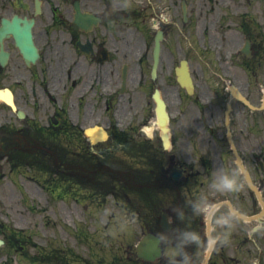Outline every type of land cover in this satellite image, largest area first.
Instances as JSON below:
<instances>
[{
    "label": "flooded vegetation",
    "instance_id": "flooded-vegetation-1",
    "mask_svg": "<svg viewBox=\"0 0 264 264\" xmlns=\"http://www.w3.org/2000/svg\"><path fill=\"white\" fill-rule=\"evenodd\" d=\"M240 8L230 39H248L249 56L236 58L235 87L251 108L231 100L227 126L228 86L193 109L202 94L193 99L176 81L182 61L192 77L195 50L177 1L0 0V187L20 178L24 192L14 187L13 196L73 200L0 203V264H264V28ZM157 33L152 80L148 42ZM28 41L33 60L22 52ZM155 86L174 118L168 149L133 135L143 132V99ZM96 126L107 139L92 144L86 133ZM131 147L141 159L134 196L113 155ZM131 234L143 236V260L134 246L119 247Z\"/></svg>",
    "mask_w": 264,
    "mask_h": 264
},
{
    "label": "rangeland",
    "instance_id": "rangeland-1",
    "mask_svg": "<svg viewBox=\"0 0 264 264\" xmlns=\"http://www.w3.org/2000/svg\"><path fill=\"white\" fill-rule=\"evenodd\" d=\"M167 1L168 0H163L164 3H166ZM174 1H177L178 9H176V11H179L180 17L181 11L179 5L181 0ZM259 1L261 2L260 4L258 3ZM186 2L187 9L190 13V19L193 22L191 32L194 34L193 39L195 43V50H191L190 55L187 56L192 64L191 74L194 84L196 86L194 96L199 97V95L202 94V100L197 98L194 99V96H192L194 99V105H191V107L193 109H197L198 105H201V101H206L209 96H213V90L215 88H223L224 86L228 85H236V82L238 85L241 84V78L243 77H238V71L235 68V64L237 61L236 58L240 56H238V54L233 53L235 52L237 45L240 44L241 41L234 39V42H231L233 39H230V37H235V30H233V25H235L236 20L235 16L230 11H234V7L239 4L242 7L241 11L243 13H249L250 15H254L257 19L260 20V22L262 23V27L264 28V0H186ZM258 6L263 9L261 18H259V14L257 13ZM225 29L228 30L227 37L219 44V42L216 41L217 39H215L216 35L217 33H223V30ZM202 30H206L207 32H209V36L207 35V33L201 35ZM230 30H232L231 36H229ZM217 38L218 40L220 39L219 36H217ZM148 44L151 47L150 49H152L153 43L149 41ZM138 47L139 45L135 46L131 55H134L137 52ZM179 50H185L186 52H188V50L186 49V45L184 44H181V46H179ZM229 52H231L230 56ZM181 58L182 57L180 53L178 59ZM150 63L151 62H149V65ZM221 70L225 72V75L223 74V72L221 73ZM166 71L167 67L165 68V74ZM158 75L161 74L158 73ZM235 75H237V81L235 80ZM157 87L158 86H155V88ZM152 90L153 89H151L149 94L145 96L146 98L143 99L144 119L143 126L140 127L143 128V132L138 131L137 134H133L134 136H138V139H140L142 135L143 137H149L151 139L157 140L159 136V131L155 124L156 119L153 115V101L150 97ZM166 101L168 103L169 99H166ZM202 106L207 107L208 103L206 102L202 104ZM224 106L225 105L223 104L222 109H224ZM233 108L235 109V103H233ZM131 117H133L134 122L135 115H132ZM173 119L174 118H172V120ZM137 153L138 150L132 148L125 153L114 152L113 155L119 157V167H121L122 169H132L133 167L137 168L140 165L141 159L137 155ZM136 171H139L138 168L136 169ZM123 177V180L127 178V181H129L128 185L133 187L134 183L131 179V176L127 175ZM22 183V180H18V186H21ZM28 195V199L26 195H20L19 193H16L13 196L12 192L9 191V187L6 184L3 183L0 187V203H40V205H42V203L45 201V196L43 194H41L42 199L40 200H34L32 199V196H30V194ZM46 201L51 200L47 197ZM56 206L61 207V203L56 204ZM44 214V212L39 213V215L42 216H44ZM51 219L52 221L55 220V216L52 213H50V220ZM129 226L131 227L128 228V230L132 231V225ZM137 239L138 237H134L131 240L127 239L125 242L119 244V247L125 248V245L127 243L132 245V243H135ZM107 259L108 258H105V260ZM100 260H102V258H100ZM125 262L126 260L120 261L119 259H116L115 264H127Z\"/></svg>",
    "mask_w": 264,
    "mask_h": 264
},
{
    "label": "water",
    "instance_id": "water-1",
    "mask_svg": "<svg viewBox=\"0 0 264 264\" xmlns=\"http://www.w3.org/2000/svg\"><path fill=\"white\" fill-rule=\"evenodd\" d=\"M181 83L188 90H190V85H189V79L188 78H183V80L181 81ZM154 100H155V103H156V107H155L156 114H157V117H158V119L160 121V125L162 127V131L164 133V139H166V134H165L166 133V128H165V124L167 122V116H166V113H165L163 101L159 98L157 92L154 95ZM138 249H139V251L141 250V246L140 245H139Z\"/></svg>",
    "mask_w": 264,
    "mask_h": 264
},
{
    "label": "bare ground",
    "instance_id": "bare-ground-1",
    "mask_svg": "<svg viewBox=\"0 0 264 264\" xmlns=\"http://www.w3.org/2000/svg\"><path fill=\"white\" fill-rule=\"evenodd\" d=\"M96 135H98V132L95 133ZM103 135L101 133H99V137H102Z\"/></svg>",
    "mask_w": 264,
    "mask_h": 264
}]
</instances>
